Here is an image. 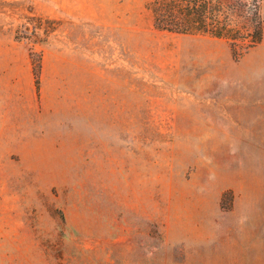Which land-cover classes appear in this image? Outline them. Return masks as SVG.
Here are the masks:
<instances>
[{
	"label": "rangeland",
	"instance_id": "374dc122",
	"mask_svg": "<svg viewBox=\"0 0 264 264\" xmlns=\"http://www.w3.org/2000/svg\"><path fill=\"white\" fill-rule=\"evenodd\" d=\"M150 1L0 0V264H264V0L236 56Z\"/></svg>",
	"mask_w": 264,
	"mask_h": 264
},
{
	"label": "trees",
	"instance_id": "16d2710c",
	"mask_svg": "<svg viewBox=\"0 0 264 264\" xmlns=\"http://www.w3.org/2000/svg\"><path fill=\"white\" fill-rule=\"evenodd\" d=\"M228 3L225 0H152L148 7L153 13L154 26L177 33H208L232 40L236 56L235 42L245 39V49L257 44L263 38V18L257 2L238 0ZM246 12L250 28L242 33L230 23L233 13ZM33 72L37 89H40L42 60L31 53Z\"/></svg>",
	"mask_w": 264,
	"mask_h": 264
}]
</instances>
